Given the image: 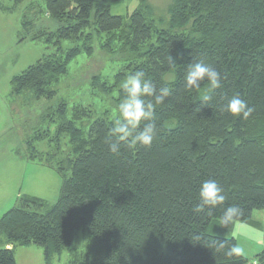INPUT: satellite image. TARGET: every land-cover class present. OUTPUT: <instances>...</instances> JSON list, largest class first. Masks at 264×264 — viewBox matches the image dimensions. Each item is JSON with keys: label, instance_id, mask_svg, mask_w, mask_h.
<instances>
[{"label": "trees", "instance_id": "16d2710c", "mask_svg": "<svg viewBox=\"0 0 264 264\" xmlns=\"http://www.w3.org/2000/svg\"><path fill=\"white\" fill-rule=\"evenodd\" d=\"M120 1H31L20 41L45 43L53 52L13 77L12 94L52 102L71 62L92 56L100 42L123 63L112 80L100 74L92 80L98 91L116 93L114 113L124 95L122 82L136 70L157 89L170 87L172 94L155 107L153 145L122 144L113 154L107 141L114 113L95 118L82 104L70 111L65 101L40 103L39 126L30 125L24 139L28 159L56 169L61 191L45 212L43 198L24 195L0 217V264H18L15 246L30 244L44 247L50 264L80 229L89 231V241L66 264H264V247L251 259L210 249L216 240L225 241V250L237 245L224 234L231 224L220 226L222 207L211 215L194 212L206 179L224 189V207L241 208L234 222L258 225L253 212L264 209V0H171L164 26L147 0L126 17L113 14ZM44 18L50 25H43ZM201 59L221 73L208 106L199 101L206 83L200 90L184 87L187 65ZM235 94L252 108L247 119L223 110ZM44 139L46 152L34 146Z\"/></svg>", "mask_w": 264, "mask_h": 264}, {"label": "rangeland", "instance_id": "374dc122", "mask_svg": "<svg viewBox=\"0 0 264 264\" xmlns=\"http://www.w3.org/2000/svg\"><path fill=\"white\" fill-rule=\"evenodd\" d=\"M31 1L25 0L17 5L14 0H0V217L15 206L19 197L24 195L37 196L47 202L43 212L58 200L62 186V176L56 169L39 160H29V148L24 139L30 136V125L39 126L38 120L42 112L40 103H68L70 111L75 105L89 106L95 111V118H110L114 110V94H106L92 86L93 77L100 74L112 80L121 69L119 54H111L96 44L92 56L82 54L74 59L69 71L62 76L56 85V96L52 102L24 100L12 94V79L21 74L28 66L38 61L53 48L39 41L26 40L21 18L25 8ZM152 6L153 17L162 25L168 21V7L171 0H147ZM140 5V0H121L114 4L112 13L126 17ZM43 25H50L44 18ZM53 26V25H52ZM65 46L70 44L65 42ZM22 103H27L23 106ZM93 119H90L92 121ZM89 124V121H87ZM33 129V128H32ZM30 134V135H29ZM34 146L42 152L49 151L48 139L38 140ZM261 225L245 222H234L230 225L226 236H236L238 246L248 256L255 254L257 242L263 241L264 209L255 210L252 215ZM212 230H217L213 226ZM217 234H221L220 231ZM89 231L80 229L75 233L71 246L55 255L50 264H66L76 253L82 252L89 241ZM264 243V242H263ZM264 246V244H262ZM15 257L18 264H48L45 259L44 247L37 244L15 246Z\"/></svg>", "mask_w": 264, "mask_h": 264}, {"label": "clouds", "instance_id": "9594fccd", "mask_svg": "<svg viewBox=\"0 0 264 264\" xmlns=\"http://www.w3.org/2000/svg\"><path fill=\"white\" fill-rule=\"evenodd\" d=\"M171 62L175 63L172 57ZM202 83H206L207 87L201 92L199 101L202 105L208 106L215 91L221 87V73L210 63L201 59L187 65L184 87L187 91L200 90ZM121 87L124 95L114 113L107 141L109 151L117 155L120 153L122 144L129 149H134L138 145L152 147L157 136V125L154 122L155 107L164 104L166 98L172 94L168 86L157 89L142 70L129 74ZM147 97H151L152 100H146ZM199 110V108L196 109L197 112ZM223 110L241 119H247L252 113V108L239 94L231 96L223 106ZM197 195L199 203L194 208V212L211 215L212 210L222 207L223 213L220 217L222 227L227 228L241 215L242 210L238 205L230 204L224 207L226 195L215 179L204 180L200 184ZM210 249H214L216 253L223 252L229 258L244 253V249L235 244L225 250L223 240L213 242Z\"/></svg>", "mask_w": 264, "mask_h": 264}, {"label": "crops", "instance_id": "0c3cea01", "mask_svg": "<svg viewBox=\"0 0 264 264\" xmlns=\"http://www.w3.org/2000/svg\"><path fill=\"white\" fill-rule=\"evenodd\" d=\"M254 220V219H253ZM255 221V220H254ZM259 226L261 225L258 221H255ZM234 238H236V240H237V246H238V239H237V237L234 235L233 236ZM264 241H260V242H257V247H256V249H258V251L257 252H255V254H252V255H250V256H248L247 254H245V252L242 254V255H244L245 257H247V258H254L255 257V255H257L259 252H261L262 251V249H263V245L262 244H264L263 243Z\"/></svg>", "mask_w": 264, "mask_h": 264}, {"label": "built area", "instance_id": "2783aa9c", "mask_svg": "<svg viewBox=\"0 0 264 264\" xmlns=\"http://www.w3.org/2000/svg\"><path fill=\"white\" fill-rule=\"evenodd\" d=\"M253 264H257V262H256V261H254V262H253Z\"/></svg>", "mask_w": 264, "mask_h": 264}]
</instances>
